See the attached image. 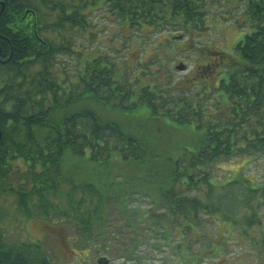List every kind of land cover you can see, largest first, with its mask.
<instances>
[{
  "label": "trees",
  "instance_id": "obj_1",
  "mask_svg": "<svg viewBox=\"0 0 264 264\" xmlns=\"http://www.w3.org/2000/svg\"><path fill=\"white\" fill-rule=\"evenodd\" d=\"M98 5L153 54L134 65L151 83L109 54L83 58ZM222 10L220 0H0V264H57L44 245L15 243L31 218L72 229L68 241L88 255L99 243H123L117 256L164 243L200 264L227 255L232 239L264 264V179L222 183L214 171L264 156V0L236 10L251 32L229 53L210 39L208 19ZM191 44L190 77L162 80Z\"/></svg>",
  "mask_w": 264,
  "mask_h": 264
},
{
  "label": "rangeland",
  "instance_id": "obj_2",
  "mask_svg": "<svg viewBox=\"0 0 264 264\" xmlns=\"http://www.w3.org/2000/svg\"><path fill=\"white\" fill-rule=\"evenodd\" d=\"M220 1L223 5L222 12L217 15L213 14L208 19L210 26L214 28L213 31H210V39L211 43L217 45V47L229 53L233 51L232 48L238 40L243 39L246 33L251 32L250 27L240 28L238 26L237 18L235 17L236 10L241 7L246 0ZM87 13L89 15V18H91L92 30L97 31L98 34L96 33V36L93 34L91 40L83 41L84 43L82 42V36L79 38V40H77L78 45L83 43L81 45V48H84L86 45V51L80 49L83 52V58H89L100 53L102 54V52L104 54H109L112 58H115L116 62L131 64L130 73L135 78H139L141 83H151L152 76L142 75L141 69H139V67L137 66H134L136 65V63L138 64L142 58H153V54L143 53V45L138 46L137 43H140L141 37L139 35H133L131 37L130 32L126 28H122L121 21L117 19V16L109 14V12L107 11V7H105L104 5H98L96 8H91ZM147 32L148 30H144L143 33L141 32L140 34H142L143 36H148L149 39L152 37V40L161 39L165 36L174 38L175 36L181 35L180 31H170L169 33L164 34L157 31H152L149 35H147ZM124 33H126V35H128L129 37L125 36L128 38H124ZM97 35L99 36L97 37ZM88 36L89 34L86 35V37ZM93 38L95 39L93 40ZM181 40L182 45L187 43L194 44L187 36H183ZM192 44L189 45V48H191L190 52L182 55L181 58H177L174 62H170V72L166 76L163 74L162 77H164V79L162 80H167L166 78H168V76H171V78L177 84H179L190 77L192 69L197 65V60L199 59L197 58L199 57L198 52L200 51ZM145 49L146 51L155 50L159 58L170 56L169 52L171 51V49L164 46V44L159 46L155 44L148 45ZM63 59L67 63L71 62L68 55H63ZM180 62L187 64L188 68L186 70L178 69L176 65ZM162 63L164 64V61ZM152 71H158L157 66H154L152 68ZM158 72L160 73V71ZM211 84L214 86L216 85L214 80L211 81ZM200 89L201 87H199V90ZM215 94H219V92L217 91V93ZM187 146L192 147L190 146V144ZM214 171L215 175L219 179H221L222 183H229L234 180L245 181L244 176L248 179L246 181V184H250L251 180H255V182L260 181L261 183L264 179V156L257 158L253 162H248V159L242 155L230 161L219 163V168L215 167ZM255 184L256 183H253L252 185L255 186ZM243 188L246 189V187ZM20 228V230L15 231L18 233L19 238H21L22 240L36 239L40 244L46 247V250L52 257L53 261L57 264H81L80 261L85 257H87L88 260H92L94 259V256L97 255L95 250L87 255L85 251H82L80 243H74L73 240H71V242L68 241L69 239L67 238L69 237V235L73 236L74 234L72 229L69 233L66 230H60L57 224H54L52 221H49L46 218H40L37 221H31L28 224V230H26V232L24 231L23 224L20 226ZM59 231L60 233H58ZM17 233L15 234L16 237ZM45 233H47V235H45ZM60 237H63L64 240H62ZM67 243H73L74 245H72L71 248ZM228 243L229 245H231V247L227 248L229 255L238 257L235 252H239V246L235 244L234 240L232 239H229ZM117 249V247H112L109 250L101 249V253H105L109 256L114 257L117 256L120 252ZM138 252V255L147 254L148 257L155 259V261L148 260L146 262L147 264H167L170 261H172L171 264H176L177 262L178 255L172 254L171 251L167 248H164V251L161 253L151 245H144L140 247ZM243 253V255H239L240 260L248 261L249 259H251L250 252ZM211 255L214 258H208L207 256L200 262V264H223L221 261H224V255L217 256L214 253H211ZM163 259H167L168 261L163 262ZM224 262L225 264H228V261ZM110 264H121V261H112L110 262Z\"/></svg>",
  "mask_w": 264,
  "mask_h": 264
},
{
  "label": "flooded vegetation",
  "instance_id": "obj_3",
  "mask_svg": "<svg viewBox=\"0 0 264 264\" xmlns=\"http://www.w3.org/2000/svg\"><path fill=\"white\" fill-rule=\"evenodd\" d=\"M1 137H2V132L0 131V139H1ZM31 220L32 219H26V220L23 221V227H24V231L25 232H26V230H28V224L31 222ZM19 229H20V226H19ZM45 235H47V233H45ZM40 242H42V241H40ZM15 243H19V244L20 243L36 244V243H39V242L36 239H34V240H32V239L31 240L18 239V240L15 241ZM67 244H68L69 247L72 248V244H70V243H67ZM119 244L122 245L123 243H105V244H100L99 243L97 245V247L95 246L96 247L95 251H96L97 255L94 256L93 263H95V264H110V262H112V261L120 260L121 264H147L146 262L148 260H154L155 261V259H152L151 257H148L147 254L146 255H138V253H139L138 251H139L140 247L144 246V245H151V246H153L156 250H158L161 253L164 251V248H167V249H169L171 251V249L168 248L167 246H165L164 243H142L137 248V251L131 256L130 255H123V256H114L113 257V256H109V255H107L105 253H101V249L104 250L103 247H106L105 249H109V247H111V248L112 247H119ZM129 247L131 248L132 245L129 244ZM82 251H85V250H82ZM241 251L242 250L239 249V252H235L238 255V257H232V258H234V259H232V260H234L233 262L235 264H253V262L251 261V259H252L251 256H250L251 259L246 261V262L240 260L239 255H243V252H241ZM171 253L174 254V255H176V254L178 255L176 264H187L185 258L180 256L179 253H175L173 251H171ZM211 253H212V251L210 253H208V258H214V257H212ZM219 253H221V254H219ZM86 254L88 255L87 252H86ZM220 255H224L225 256L224 257V261H228V264H232V263H230L232 260L228 259L229 255L228 254L226 255L225 250L220 249L218 254H217V256H220ZM109 258H110V260H109ZM162 261L166 262L168 260L167 259L166 260L163 259ZM224 261H221V262L223 264H225ZM171 262L172 261H170L167 264H171ZM80 263L81 264H90L86 260V257L84 259H82L80 261Z\"/></svg>",
  "mask_w": 264,
  "mask_h": 264
},
{
  "label": "water",
  "instance_id": "obj_4",
  "mask_svg": "<svg viewBox=\"0 0 264 264\" xmlns=\"http://www.w3.org/2000/svg\"><path fill=\"white\" fill-rule=\"evenodd\" d=\"M178 68L179 69H183L184 68V65L183 64H180V65H178Z\"/></svg>",
  "mask_w": 264,
  "mask_h": 264
}]
</instances>
